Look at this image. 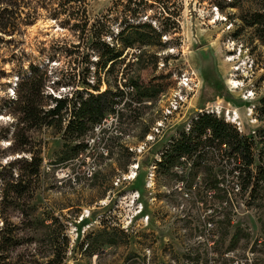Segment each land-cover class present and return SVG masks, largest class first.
I'll return each mask as SVG.
<instances>
[{
	"label": "rangeland",
	"instance_id": "374dc122",
	"mask_svg": "<svg viewBox=\"0 0 264 264\" xmlns=\"http://www.w3.org/2000/svg\"><path fill=\"white\" fill-rule=\"evenodd\" d=\"M87 1L85 34L28 0L40 15L0 42V264H264V0ZM106 16L105 41L123 53L111 68L93 33ZM141 19L156 32L129 27ZM32 66L55 96L101 77L117 96L103 122L115 138L32 130L30 152L14 151L7 104ZM209 112L252 143L246 190L243 167L209 142L165 156Z\"/></svg>",
	"mask_w": 264,
	"mask_h": 264
},
{
	"label": "trees",
	"instance_id": "16d2710c",
	"mask_svg": "<svg viewBox=\"0 0 264 264\" xmlns=\"http://www.w3.org/2000/svg\"><path fill=\"white\" fill-rule=\"evenodd\" d=\"M40 2L38 3L42 4L43 7H50L49 4H52L51 12L56 18L62 14L65 15L64 24L70 25L73 21L71 26L78 28L83 34L90 29H88L90 19L87 0H40ZM145 10L139 7L133 8L130 9L129 14L133 17H140ZM39 15V6L30 7L28 0H0V42L14 40L17 35L23 33V28L33 24ZM106 19L104 29L99 31L94 29L93 33L96 39L100 41V45L95 49L98 52L99 63L103 64L104 67L110 65L111 68L121 59L123 53L115 39L111 44L105 41V38L112 33L111 22L114 21V17L106 16ZM256 20L261 22L258 18ZM129 27L150 28L156 32L151 23L143 21V19L136 25L130 24ZM163 30L166 31L167 27H164ZM118 35L121 33L115 37ZM7 36L10 38H6ZM131 44V41H126L125 45L130 46ZM32 68L33 71L28 76L20 79L19 97L12 102L8 101L7 104L9 112L16 118V126L12 132L15 143L14 151H29L27 145L30 142V131L32 130L52 129L62 133L63 137L66 138H81L90 131H94L98 126L100 134L109 135L111 139L115 138L111 126L103 122L107 115L114 110L117 96L112 93L110 85L105 90L100 89L101 77L98 78L97 84L86 81V89H76L74 93L55 96L46 92L47 82H49L48 76L44 77L39 74L38 67L32 66ZM19 69L27 68L21 64ZM262 101L264 102V98ZM206 142H209L212 148L224 150L228 157H233L239 167H243L239 176L244 183L240 189L246 190L249 186L247 178L251 176L248 168L255 164L252 155V143L231 123L214 113L199 115L190 132H184L173 143L172 150L165 156H169L168 161L172 162L174 156H192L196 148L200 154H206V146L204 145ZM223 145H226L227 148L223 149ZM83 146L85 145L82 142L78 143L74 152H78ZM26 164L39 170L40 158L31 157V160L27 161ZM244 167L247 169L244 170ZM21 184L22 181H19L16 186ZM213 188L220 189L221 187L216 185Z\"/></svg>",
	"mask_w": 264,
	"mask_h": 264
},
{
	"label": "bare ground",
	"instance_id": "6f19581e",
	"mask_svg": "<svg viewBox=\"0 0 264 264\" xmlns=\"http://www.w3.org/2000/svg\"><path fill=\"white\" fill-rule=\"evenodd\" d=\"M234 87H237L238 88V85H235Z\"/></svg>",
	"mask_w": 264,
	"mask_h": 264
}]
</instances>
